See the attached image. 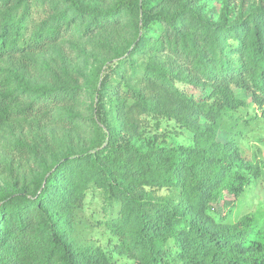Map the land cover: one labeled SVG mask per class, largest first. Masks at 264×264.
I'll return each mask as SVG.
<instances>
[{
	"label": "trees",
	"instance_id": "16d2710c",
	"mask_svg": "<svg viewBox=\"0 0 264 264\" xmlns=\"http://www.w3.org/2000/svg\"><path fill=\"white\" fill-rule=\"evenodd\" d=\"M214 1L0 0V132L40 129L0 157V264H264V214L242 206L261 168L240 140L258 114L234 90L264 107V0ZM97 33L106 56L81 117L79 66L40 56ZM81 124L103 142L49 158L42 129ZM184 130L190 145L171 135ZM97 225L107 246L88 239Z\"/></svg>",
	"mask_w": 264,
	"mask_h": 264
},
{
	"label": "rangeland",
	"instance_id": "374dc122",
	"mask_svg": "<svg viewBox=\"0 0 264 264\" xmlns=\"http://www.w3.org/2000/svg\"><path fill=\"white\" fill-rule=\"evenodd\" d=\"M221 1L215 0L212 4L217 5V8ZM125 35V32H121ZM101 40V34L97 33L94 36L88 37H66L61 40L53 47L51 46L46 52L42 53L41 59L56 60L59 61L63 56L74 64L79 66L83 77H81L80 82L84 85L85 89L81 98L77 103V112L81 117H87L91 113V104L94 99V94L88 91V88L92 86L87 85L88 76L95 74L94 67L98 63L101 57L106 56L105 51H101L99 48V41ZM116 41V36L113 37ZM93 72V73H92ZM95 79L91 80L94 83ZM101 82H99V86ZM235 93L241 99L246 100L248 103H252L249 112L250 115L258 114V119L254 120L257 125L248 131L246 138L240 140V146L243 149L244 154L247 157L248 163L251 165H256L261 168V174L259 177H254L250 185V197L245 199V203L242 204L243 212L246 211H258L264 214V165L260 160L264 158V113L263 108H260L257 104H253L251 92L240 87H234ZM63 125H48L46 128L42 129L43 132H48V137L50 139V149L51 153L48 155L49 158L58 155V153L63 150L64 145L69 142V144L74 143L75 146H92L93 144H100L103 142V134L91 130L86 125H80L78 128H72V132L69 138L64 135ZM171 128V127H169ZM164 129V127H162ZM254 129V130H253ZM40 129L33 127L30 121H21L16 125H9L5 127L0 132V157H4L5 148L8 143L13 141L21 133H30L32 131L38 132ZM46 130V131H45ZM181 134L176 135L172 133L171 135L180 143L185 145H190L192 143V134L188 130L180 132ZM28 167H22L19 171L20 176H24L28 172ZM12 179V176L8 173L0 175V187L3 183L8 182ZM103 199L99 190L91 188L87 196V213L92 218L103 219L105 212L102 211ZM97 228L92 234H88V239L92 240L93 244L107 246V234L101 226H96ZM130 263L127 260H122V262Z\"/></svg>",
	"mask_w": 264,
	"mask_h": 264
}]
</instances>
